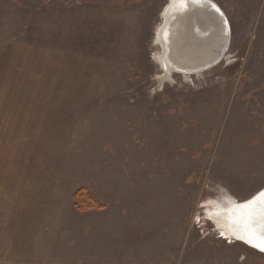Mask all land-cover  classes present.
Masks as SVG:
<instances>
[{"label": "rangeland", "instance_id": "obj_1", "mask_svg": "<svg viewBox=\"0 0 264 264\" xmlns=\"http://www.w3.org/2000/svg\"><path fill=\"white\" fill-rule=\"evenodd\" d=\"M169 1L0 0V264H264L210 216L264 187V0H214L228 47L186 75Z\"/></svg>", "mask_w": 264, "mask_h": 264}, {"label": "water", "instance_id": "obj_2", "mask_svg": "<svg viewBox=\"0 0 264 264\" xmlns=\"http://www.w3.org/2000/svg\"><path fill=\"white\" fill-rule=\"evenodd\" d=\"M184 25V26H182ZM181 37V44L174 38ZM230 37V25L223 9L214 0H172L166 7L156 32L162 69L194 74L216 65L223 57ZM192 49V53L188 50ZM178 51L177 56L171 51ZM177 65V66H176ZM234 208L249 211L251 224L244 237L231 238L264 252V187L244 201H232ZM234 210V209H233ZM228 221L231 223L232 219ZM246 228V227H245Z\"/></svg>", "mask_w": 264, "mask_h": 264}, {"label": "bare ground", "instance_id": "obj_3", "mask_svg": "<svg viewBox=\"0 0 264 264\" xmlns=\"http://www.w3.org/2000/svg\"><path fill=\"white\" fill-rule=\"evenodd\" d=\"M171 1L172 0H170L169 3ZM182 26H184V25H182ZM179 38H181V37L177 36L173 39L175 44H181L182 40ZM192 51H193L192 49H189L188 53L189 52L192 53ZM178 53L179 52L176 50L171 51V55H173V56H177ZM157 57L160 58V55L158 54ZM177 67L182 68L180 66H177ZM177 67L169 66V68H173L175 70H180V69H176ZM169 68L164 67L163 71L166 72V74H169V72H170ZM185 70L186 69L182 70L181 72L186 73ZM232 201H234V200H232ZM232 201H231V204L229 205V207L227 208V210L220 212V213H217V211H216L215 214L211 213L210 216H212V218L213 217L215 218V221L213 223H215V225L218 227V229L222 233V236L228 237V238H231L232 235H234L236 237H244V232L247 231V229L249 227L248 225L251 224V221L249 218V211L243 210L242 212H239V209L234 208V206H232L233 205ZM221 214H225V215H221ZM229 218L232 219L231 223L228 221Z\"/></svg>", "mask_w": 264, "mask_h": 264}, {"label": "trees", "instance_id": "obj_4", "mask_svg": "<svg viewBox=\"0 0 264 264\" xmlns=\"http://www.w3.org/2000/svg\"><path fill=\"white\" fill-rule=\"evenodd\" d=\"M73 198L75 199V205L79 210H86L92 206L91 199L86 195L84 189H79L75 192Z\"/></svg>", "mask_w": 264, "mask_h": 264}, {"label": "crops", "instance_id": "obj_5", "mask_svg": "<svg viewBox=\"0 0 264 264\" xmlns=\"http://www.w3.org/2000/svg\"><path fill=\"white\" fill-rule=\"evenodd\" d=\"M224 11V10H223ZM227 16V15H226ZM228 18V17H227Z\"/></svg>", "mask_w": 264, "mask_h": 264}]
</instances>
